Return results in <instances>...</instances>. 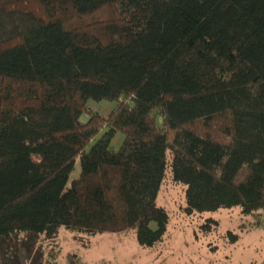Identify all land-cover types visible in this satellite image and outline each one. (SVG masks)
<instances>
[{
  "label": "trees",
  "instance_id": "obj_1",
  "mask_svg": "<svg viewBox=\"0 0 264 264\" xmlns=\"http://www.w3.org/2000/svg\"><path fill=\"white\" fill-rule=\"evenodd\" d=\"M60 228L129 229L120 0H0L2 259Z\"/></svg>",
  "mask_w": 264,
  "mask_h": 264
},
{
  "label": "rangeland",
  "instance_id": "obj_2",
  "mask_svg": "<svg viewBox=\"0 0 264 264\" xmlns=\"http://www.w3.org/2000/svg\"><path fill=\"white\" fill-rule=\"evenodd\" d=\"M116 103L109 99L89 101L101 114H107ZM122 139L123 133L118 132L111 144L118 148ZM79 170L78 158L70 179L76 177ZM12 243L8 252H3V259L0 249V264L3 260L10 264H130L129 229L86 234L60 228L55 236L39 235L33 243L26 244L27 247L22 240ZM16 245L13 252L12 247Z\"/></svg>",
  "mask_w": 264,
  "mask_h": 264
}]
</instances>
